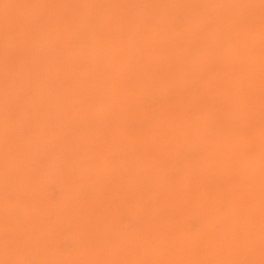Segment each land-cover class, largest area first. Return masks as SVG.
Returning <instances> with one entry per match:
<instances>
[{
	"label": "rangeland",
	"instance_id": "374dc122",
	"mask_svg": "<svg viewBox=\"0 0 264 264\" xmlns=\"http://www.w3.org/2000/svg\"><path fill=\"white\" fill-rule=\"evenodd\" d=\"M50 1L0 0V20H2L0 21V28L3 30V33L0 30V71L3 72V74L0 72V131L2 133H0V149L2 148L0 150V161L3 162V165L2 163L0 164V264H264V230H262L264 228L260 229V226L264 227V213H262V210H264V175H262V173L264 174V0H243L244 4H242V0H92V6L91 0ZM254 1L255 5H253ZM105 2H111V4L109 3L106 6ZM42 3L43 8L40 5ZM49 5L51 6L49 7ZM61 5L64 8L60 7ZM77 5L80 6L77 7ZM4 6L7 7L5 8ZM35 6L38 7L36 8ZM45 6L46 8H44ZM74 6L75 8L73 9ZM214 6L216 7L214 8ZM30 7L35 8L32 9ZM112 7L113 9H111ZM155 7L156 11H158L157 13L154 9ZM219 8L220 10L217 11ZM29 9L32 15H30ZM34 9L36 12H33ZM42 10L46 13L44 16ZM53 10L58 11V13ZM94 11L96 12L95 14ZM214 12H217V14ZM79 15L80 17H78ZM57 16L59 17L57 18ZM4 17H6V20ZM43 18L44 20H42ZM55 18L56 21L54 20ZM49 19L51 21L53 19V22L50 23ZM57 19L62 20L59 25L57 24L59 23ZM54 21L57 23H54ZM215 21L216 24L214 23ZM63 22L65 23L63 24ZM190 22L191 24L189 25ZM164 25H166L165 29ZM167 25H169L170 29H168ZM104 26L106 27L104 28ZM193 26L194 28H191ZM66 27L69 30H66ZM59 28L60 30L63 29L59 31ZM161 28L166 31L164 33L161 32L163 31ZM31 29L35 30L36 34L33 35V32L30 31ZM64 29L68 31V37ZM111 29L114 32L112 40H110L112 38ZM130 29L133 31L132 33ZM46 30L48 31L45 32ZM182 30H185V33ZM49 33H51L50 36ZM107 34L111 35L108 36ZM124 34L126 37L129 36V38H126ZM35 35H38V37ZM98 35L100 37L104 35V37L100 38ZM246 35L249 40H245L247 39ZM32 36V40L37 41H34L33 46V42L31 43ZM48 36L52 39V42ZM35 37L37 39H34ZM183 37H187V41ZM97 39H101L99 40L101 46L96 43L97 41L95 42ZM103 39H107L109 46H114V49L111 50L112 52L108 53V51L101 50L104 49L102 45ZM171 39L175 43L171 42ZM242 39L245 41L241 42ZM126 40L127 42L124 44ZM110 41L111 43L114 41L113 45ZM134 41L136 42L134 43ZM179 41L182 42V47L178 44ZM143 42L145 43L143 44ZM24 43H27V45L24 46ZM243 43L245 44L244 48H242ZM86 44L85 48L86 50L88 49L87 51L83 50ZM233 44L237 46L233 48ZM95 45H99V47L96 48ZM57 46L59 47L57 48ZM166 46H168V49ZM63 47H66L67 51ZM187 47L189 52H186ZM21 48L26 50V52L24 50V52H20ZM208 48L214 50L215 53ZM224 48L225 50H223ZM59 49H63V52L59 51ZM158 49L160 51H157ZM199 49L202 51L201 53H198ZM36 50H40L37 52L38 54L35 53ZM43 50H45L44 54ZM80 50H83L82 53ZM132 50H134L133 53ZM207 51L210 52L204 55ZM219 51L222 52L220 53ZM223 51H225V54ZM241 51L242 53L240 54L239 52ZM248 51L251 52L249 56ZM27 52L30 53L27 55ZM80 53L84 56H81ZM215 54L216 56H214ZM252 54L256 57L252 56ZM48 55H50L49 59L46 57ZM145 55L147 57H144ZM223 55L227 57H224L225 60ZM59 56L62 59H58ZM100 56L101 58H97ZM179 56H182L180 60ZM240 56L245 57L247 60L243 57L240 58ZM148 57H151V61L148 60ZM118 58L119 60H117ZM144 58H147V60L145 59V61ZM93 59H95L94 62ZM2 60L5 62L3 63ZM9 60L10 62H8ZM112 60H114V63ZM127 60L129 61L126 62ZM73 62L80 63V65L73 64ZM81 62L85 66H81ZM149 62L155 63L151 66L152 64ZM173 62L175 63L174 65L172 64ZM56 63L58 64L56 65ZM240 63L242 64L240 65ZM11 64L12 66H10ZM71 64L73 65L71 66ZM87 64L89 67L86 66ZM97 64L101 65L100 68ZM105 64L106 66H111H107V68L104 66ZM171 64L173 65L172 69ZM237 64L238 66H236ZM246 64L248 69L245 67ZM48 66L50 69L46 73ZM51 66L55 68L51 69ZM74 66L75 68L73 69ZM79 66L83 71L84 68L86 69L84 71L85 74L79 70ZM251 66L254 67V70ZM192 67L193 69H191ZM26 68L29 71H31L29 68H32L31 73L35 74L32 73L30 77H27L29 71ZM66 68H69V70H64ZM24 69L27 71L25 72ZM176 69L178 71L174 72ZM52 70L55 72L50 75ZM97 70L99 71L98 73ZM103 70L107 75L103 73ZM140 70L147 71V74ZM59 71L64 73V79L62 78L63 73L60 75ZM148 71L151 74L150 78H155V80L151 78L152 80L149 81ZM250 71L251 73H249ZM93 72H95L94 75ZM244 72L246 73L244 74ZM49 76L51 80H48ZM52 76H55L56 80L52 79ZM67 76L70 84L67 83ZM81 76H84V79ZM85 76L88 77L86 80ZM103 77L106 81L102 80L104 79ZM76 78L78 79L77 81ZM164 78L169 81L167 82ZM52 80H55L54 84L56 83L57 85L53 86ZM95 80L97 81L95 82ZM137 80H139V83ZM62 81L64 83L60 86ZM130 82L132 83L131 89ZM71 84H74V88ZM237 84L239 87H236ZM67 85L71 88L67 87ZM63 86L64 88H62ZM98 86L99 88H97ZM134 87L137 88L135 89ZM52 88L57 89L53 90ZM50 89L53 92H50ZM58 89H61L59 90V92L61 91L60 93H58ZM216 89L221 93L216 91ZM5 90L10 93L4 94ZM17 90H20V93ZM63 90L66 91L63 92ZM90 91L93 92L91 93ZM73 92L74 94L70 95ZM235 92L238 93L239 97L236 98L237 93ZM53 93L56 96H53ZM201 93L203 94L202 96ZM205 93L206 96L210 95V98L206 97ZM94 94L98 97H95ZM175 96L177 97L174 98ZM119 97L120 100H118ZM130 97H133V99ZM197 97L200 99L198 100ZM194 98L195 100H193ZM5 99H7V102H5ZM33 99L35 100L33 101ZM104 99L110 104H105ZM203 99L206 101H201ZM225 99L228 100L226 101ZM207 100L210 101L207 102ZM119 101L121 102L119 103ZM178 101H182V103L180 104ZM24 102L26 103L24 104ZM50 102L52 103L50 104ZM239 102L241 103L240 106L237 104ZM244 103H247V105ZM242 105L243 109L241 108ZM227 106H231V108H227ZM233 108L239 112L241 110V114ZM5 109L7 110L5 111ZM59 111L63 116H61V113L59 114ZM201 112L203 113L201 114ZM228 112L231 115L233 114L232 117ZM124 114L125 117L123 116ZM234 114L235 117H233ZM131 115L133 116L130 117ZM114 120L119 121L115 122ZM178 120L180 123H178ZM197 121H201V125H198ZM192 123H195V127L192 126ZM207 124L209 126L206 127ZM228 128L231 130H228ZM194 129H196V133ZM4 130L6 132H3ZM147 132L149 133L147 134ZM115 133L116 135H114ZM229 135H232L231 138ZM2 137L3 139H1ZM159 137L162 138L159 139ZM212 137L214 138L212 139ZM197 139L200 140L198 141ZM204 139L206 143L203 141ZM243 141L245 142L243 143ZM72 142L76 144L72 146ZM77 143L78 146L76 147ZM245 143L247 146H245ZM64 145L67 146L64 147ZM223 145L225 148L220 150ZM31 146L34 148L32 149ZM217 146L220 148H217ZM154 148H158V150L155 151ZM241 149L245 150L242 152H244V157L247 159L243 158L242 152H239ZM211 150L215 152H211ZM225 150L229 153L227 154ZM61 151L63 152L60 153ZM30 155L34 158L33 161ZM228 157L231 159H228ZM141 158H143L144 165L141 162ZM232 158L235 159L232 160ZM153 159L157 164L156 162L154 163ZM227 159L229 164H225ZM245 160H247L246 163ZM139 161L140 164H138ZM257 161H259V164ZM131 162L134 163L132 164ZM140 165H143L142 168H140ZM147 166L151 167V169ZM149 169L152 174L148 173L150 172ZM260 169L261 172L263 171L262 173L259 171ZM186 170L189 173H186ZM241 170L242 172L247 170V174H240L239 171ZM257 172L259 176L255 175ZM149 177H152V179ZM180 177L184 179L186 177V181L184 180L186 184L183 183V178L181 179ZM258 179H262V182ZM249 180L252 182H249ZM256 180L259 182L257 181L256 183ZM33 181L36 182L33 183ZM149 183L151 184L149 185ZM255 183L256 185H254ZM68 185H70V188ZM170 185L171 188L169 187ZM186 185L187 187H185ZM94 186L95 188H93ZM185 188L187 189L184 190ZM185 193L186 195L188 193V196ZM73 201L77 203V206ZM21 208L23 209L20 210ZM73 209L75 210L74 212ZM244 212H246V215H244ZM100 218H102V221ZM252 218H255V222H253ZM16 228L18 229L16 230ZM257 230L259 231L258 234L255 232ZM142 235H145V237L143 236L145 239L142 238ZM258 240L259 243L257 242Z\"/></svg>",
	"mask_w": 264,
	"mask_h": 264
},
{
	"label": "bare ground",
	"instance_id": "6f19581e",
	"mask_svg": "<svg viewBox=\"0 0 264 264\" xmlns=\"http://www.w3.org/2000/svg\"><path fill=\"white\" fill-rule=\"evenodd\" d=\"M27 1H28V0H27ZM32 1H33V0H32ZM42 1H43V0H42ZM51 1H52V0H51ZM51 1H50V2H51ZM59 1H60V0H59ZM59 1H58V2H59ZM74 1H75V0H74ZM79 1H80V0H79ZM94 1H95V0H94ZM102 1H103V0H102ZM255 1H256V0H255ZM255 1H254V4H253V5H255ZM30 2H31V0H30ZM35 2H36V1H35ZM55 2H56V1H55ZM58 2H57V3H58ZM82 2H83V1H82ZM99 2H100V1H99ZM225 2H226V1H225ZM243 2H244V1L242 0V4H244ZM19 3H20V2H19ZM32 3H34V2H32ZM39 3H40V2H39ZM71 3H72V2H71ZM86 3H87V2H86ZM92 3H93V2H92V0H91V6H92ZM109 3L111 4V2H108V3L105 2L104 4H106V6H108ZM223 3H224V1H223ZM251 3H252V2H251ZM259 3H260V2H259ZM0 4H1V3H0ZM30 4H31V3H30ZM30 4H29V6H30ZM34 4H35V3H34ZM36 4L38 5L37 2H36ZM36 4H35V5H36ZM54 4H55V3H54ZM75 4H76V3H75ZM75 4H74V5H75ZM82 4H83V3H82ZM95 4H96V3H95ZM240 4H241V2H240ZM40 5H41V7L43 8V6H42L43 3L40 4ZM47 5H48V4H47ZM69 5H70V4H69ZM85 5H86V4H85ZM258 5H259V4H258ZM32 6H33V5H32ZM50 6H51V5H49V7H50ZM72 6H73V5H72ZM79 6H80V5H79ZM79 6L77 5V7H79ZM98 6H99V5H98ZM98 6H97V7H98ZM101 6H102V2H101ZM212 6H213V5H212ZM4 7L6 8L7 6H4ZM35 7H36V6H35ZM35 7H30V8L33 9V8H35ZM37 7H38V6H37ZM37 7H36V8H37ZM60 7H62V5H61ZM84 7H85V6H84ZM93 7H94V5H93ZM102 7H103V6H102ZM102 7H100V8H102ZM215 7H216V6H214V8H215ZM240 7H241V5H240ZM244 7H245V6H244ZM28 8H29V7H28ZM44 8H46V6H45ZM62 8H64V6H63ZM74 8H75V6L73 7V9H74ZM81 8H82V6H81ZM86 8H87V7H86ZM211 8H212V7H211ZM256 8H258V7H256ZM32 9H31V10H32ZM40 9H41V8H40ZM70 9H71V8H70ZM73 9H72V10H73ZM84 9H85V8H84ZM92 9H93V8H92ZM94 9H97V8H94ZM104 9H106V8H104ZM111 9H113V7H112ZM154 9H155V11H156V7H155ZM157 9H158V8H157ZM207 9H210V8H207ZM212 9H213V8H212ZM212 9H211V11H212ZM241 9H242V11H243V8H242V7H241ZM241 9H240V10H241ZM253 9L255 10V8H253ZM3 10H4V9H3ZM34 10H35V9H34ZM34 10H33V12H36V10H35V11H34ZM49 10H50V9H49ZM57 10H58V9H57ZM81 10H83V9H81ZM98 10H99V9H98ZM98 10H97V11H98ZM106 10H107V9H106ZM106 10H104V11H106ZM219 10H220V8H219L217 11H219ZM222 10H223V9H222ZM29 11H30V9H29ZM38 11H39V9H38ZM44 11H45V10H44ZM53 11H54L55 13H58V11H57V12H56L55 10H53ZM227 11H228V10H227ZM42 12H43V10H42ZM42 12H41V13H42ZM45 12H46V11H45ZM69 12H70V11H69ZM86 12H87V9H86ZM86 12H85V14H86ZM99 12L101 13V11H99ZM157 12H158V11H156V13H157ZM221 12H222V11H221ZM243 12H244V11H243ZM41 13H39V14H41ZM77 13H79V12L77 11ZM82 13H83V11H82ZM82 13H81V14H82ZM91 13H92V10H91ZM95 13H96V12L94 11V14H95ZM100 13H99V15H100ZM209 13H210V11H209ZM212 13H213V12H212ZM214 13H215V12H214ZM232 13H233V12H232ZM45 14H46V13L43 12V16H44ZM97 14H98V13H97ZM143 14H144V13H143ZM215 14H217V12H216ZM27 15H28V14H27ZM27 15H26V16H27ZM30 15H32V14H31V11H30ZM50 15H51V13H50ZM50 15H48V16H50ZM68 15H69V14H68ZM73 15H74V14H73ZM89 15H90V13H89ZM91 15H92V14H91ZM149 15H150V14H149ZM224 15H225V14H224ZM228 15H229V14H228ZM26 16H25V18H27ZM52 16H53V15H52ZM215 16H216V15H215ZM53 17H55V16H53ZM58 17H59V16H57V18H58ZM78 17H80V15H79ZM87 17H88V14H87ZM137 17H138V16H137ZM147 17H148V16H147ZM159 17H160V16H159ZM217 17H218V15H217ZM4 18H5V20H6V17H4ZM8 18H9V17H8ZM50 18H51V16H50ZM126 18H127V17H126ZM145 18H146V16H145ZM153 18H154V17H153ZM153 18H152V19H153ZM222 18H223V16H222ZM81 19H82V18H81ZM88 19H89V17H88ZM123 19H124V18H123ZM159 19H160V18H159ZM42 20H44V18H43ZM49 20H50V19H49ZM54 20L56 21V18H55ZM57 20H59V21H58L59 23H57V22H55V21H54V23H57V24L59 25L60 22H61L62 20H61V21H60V19H57ZM153 20H154V19H153ZM222 20H223V19H222ZM222 20H220V22H222ZM224 20H225V19H224ZM0 21H2V20H0ZM7 21H8V20H7ZM50 21H51V20H50ZM118 21H119V20H118ZM118 21H117V22H118ZM186 21L188 22V20H186ZM52 22H53V19H52V21H51L50 23H52ZM119 22H120V21H119ZM136 22H137V21H136ZM155 22H156V21H155ZM220 22H219V23H220ZM223 22H224V21H223ZM5 23H6V22H5ZM64 23H65V22H63V24H64ZM112 23H113V22H112ZM129 23H131V22L129 21ZM167 23H168V22H167ZM167 23H166V24H167ZM214 23L216 24V21H215ZM217 23H218V22H217ZM38 24H39V22H38ZM43 24H46V23H43ZM57 24H56V25H57ZM84 24H85V23H84ZM84 24H83V25H84ZM102 24H103V23H102ZM169 24H170V23H169ZM190 24H191V22L189 23V25H190ZM196 24H197V23H196ZM220 24H221V23H220ZM52 25L54 26V24H52ZM66 25H68V24L66 23ZM83 25H82V26H83ZM128 25H130V24H128ZM162 25H163V24H162ZM162 25H161V26H162ZM186 25H188V24L186 23ZM53 26H52V27H53ZM63 26H64V25H63ZM194 26H195V25H194ZM194 26L191 27V28H194ZM196 26H197V25H196ZM56 27H58V26H56ZM67 27H68V26H67ZM67 27H66L65 29H66V30H69V29H67ZM105 27H106V26H104V28H105ZM127 27H128V26H127ZM163 27H164V29H165L166 25H164ZM167 27H168V29H170V28H169V25H167ZM187 27H188V26H187ZM187 27H186V28H187ZM49 28H50V27H49ZM49 28H48V29H49ZM63 28H64V27H63ZM63 28H62V29H63ZM78 28H79V27H78ZM109 28H110V26H109ZM109 28H108V30H109ZM130 28H131V27H130ZM156 28H157V27H156ZM186 28H185V29H186ZM191 28H190V29H191ZM217 28H218V27H217ZM217 28H216V29H217ZM62 29H61V30H62ZM65 29H64V31L66 32V36L68 37V35H69V34L67 35L68 31H66ZM100 29H101V28H100ZM113 29H115V28H113ZM113 29H111V32H112ZM159 29H160V28H159ZM161 29H163V28H161ZM164 29H163V31H161V32L164 33V32L166 31V30H164ZM188 29H189V28H188ZM218 29H220V28H218ZM0 30H1V32L3 31L1 28H0ZM49 30H50V29H49ZM55 30H56V29H55ZM55 30H54V32H56ZM61 30H60V28H59V31H61ZM105 30H106V29H105ZM127 30H128V29H127ZM130 30H131V29H130ZM201 30H202V29H201ZM5 31H6V30H5ZM30 31L33 32V35L36 34V33H35V30L33 31V30L31 29ZM47 31H48V30H46L45 32H47ZM159 31H160V30H159ZM170 31H171V30H170ZM174 31H175V30H174ZM182 31H184V33H185V30H182ZM189 31H190V30H189ZM32 32H31V33H32ZM40 32H41V31H40ZM49 32H50V31H49ZM69 32H70V31H69ZM95 32H96V31H95ZM97 32H98V31H97ZM106 32H107V31H106ZM106 32H105V34H106ZM115 32H116V31H115ZM132 32H133V31L131 30V33H132ZM172 32H173V31H172ZM175 32H176V31H175ZM180 32H181V30H180ZM192 32H193V30H192ZM222 32H223V31H222ZM2 33H3V32H2ZM91 33H92V32H91ZM181 33H182V32H181ZM186 33H187V32H186ZM6 34H7V33H6ZM50 34H51V33H49V36H50ZM60 34H61V33H60ZM63 34L65 35L64 32H63ZM113 34H114V32H112V38H110V40L113 39ZM122 34H123V33H122ZM122 34H121V35H122ZM126 34H127V33H126ZM155 34H156V33H155ZM165 34H166V33H165ZM170 34H171V33H170ZM182 34H183V33H182ZM194 34H195V33H194ZM194 34H193V35H194ZM214 34H215V32H214ZM57 35H58V31H57ZM99 35H100V34H99ZM99 35H98V36H99ZM107 35L109 36V35H111V34H107ZM107 35H106V36H107ZM116 35H117V34H116ZM134 35H135V34H134ZM156 35H157V34H156ZM163 35H164V34H163ZM178 35H179V34H178ZM4 36H5V35H4ZM35 36L38 37V35H35ZM49 36H48V38H49V39L51 40V42H52V39H51ZM60 36H61V35H60ZM98 36H96V37H98ZM124 36H125V34H124ZM145 36H146V35H145ZM159 36H160V35H159ZM184 36H185V34H184ZM188 36H189V35H188ZM195 36H196V34H195ZM207 36H208V35H207ZM246 36H247V35H246ZM2 37H3V36H2ZM36 37H35L34 39H37ZM52 37H53V36H52ZM99 37H100V36H99ZM99 37H98V38H99ZM101 37H104V35H102ZM101 37H100V38H101ZM110 37H111V36H110ZM120 37H121V36H120ZM125 37H126V36H125ZM137 37H138V36H137ZM143 37H144V36H143ZM147 37H148V36H147ZM175 37H176V36H175ZM196 37H197V36H196ZM196 37H195V38H196ZM243 37H244V36H243ZM8 38H9V37H8ZM55 38H56V36H55ZM58 38H61V37H58ZM62 38H64V37H62ZM121 38H122V37H121ZM126 38H129V36L126 37ZM132 38H133V37H132ZM134 38H135V37H134ZM183 38L186 40L187 37H183ZM189 38H190V37H189ZM10 39H11V38H10ZM32 39H33V36H32V38H31V40H32ZM49 39H48V41L50 42ZM95 39H96V38H95ZM130 39H131V38H130ZM181 39H182V36H181ZM184 39H183V40H184ZM192 39H193V38H192ZM192 39H191V40H192ZM56 40H57V39H55V41H56ZM99 40H101V39H99ZM99 40L97 39V40H95V42L97 41L96 43L98 44V43L100 42ZM103 40H104V39H103ZM114 40H115V38H114ZM133 40H134V39H133ZM150 40H151V39H150ZM155 40H156V39H155ZM166 40H168V39H166ZM175 40L177 41V39H175ZM179 40H180V39H179ZM183 40H181V41H183ZM209 40H210V39H209ZM211 40H212V39H211ZM245 40H249V39H248V36H247V39H245ZM245 40L242 39L241 42H243V41H245ZM251 40H253V39L251 38ZM9 41H10V40H9ZM34 41L37 42L36 40H32V41H31V43L33 42V43H32V46H33V44H34ZM55 41H54V42H55ZM140 41H141V40H140ZM172 41L175 43V41L171 39V42H172ZM181 41L178 42V44H179L180 46H181V44H182ZM186 41H187V40H186ZM39 42H40V41H39ZM42 42H44V41H42ZM51 42H50V43H51ZM54 42H53V43H54ZM57 42H58V40H57ZM113 42H114V41H113ZM113 42L111 43V41H110V43H111L112 45H113ZM117 42H118V41H117ZM124 42H125L124 44H126L127 40L124 41ZM135 42H136V41H134V43H135ZM201 42H202V40H201ZM201 42H200V44H201ZM205 42H206V40H205ZM232 42H233V41H232ZM29 43H30V42H29ZM31 43H30V44H31ZM40 43H41V42H40ZM62 43H63V42H62ZM86 43H87V42H86ZM128 43H129V42H128ZM144 43H145V42H143V44H144ZM185 43H186V42H185ZM185 43H184V44H185ZM189 43H190V41H189ZM193 43H194V42H193ZM193 43H192V44H193ZM203 43H204V42H203ZM206 43H207V42H206ZM208 43H209V42H208ZM218 43L220 44V42H218ZM247 43H248V41H247ZM249 43H250V42H249ZM42 44L44 45V43H42ZM89 44H90V42H89ZM91 44H92V43H91ZM100 44H101V43H99V45H100ZM141 44H142V43H141ZM147 44H149V43H147ZM147 44H146V45H147ZM187 44H188V43H187ZM190 44H191V43H190ZM237 44H238V43H237ZM25 45H27V43H26V44L24 43V46H25ZM35 45H36V44H35ZM99 45H98V46L95 45V47L97 48V47H99ZM102 45H103L104 49H101V50L108 51V53H109L112 49H114V46H109V45H108V41H107V39H105V40L103 41V44H102ZM130 45H131V44H130ZM150 45H151V44H150ZM150 45H149V48H150ZM170 45H171V44H170ZM196 45H197V44H196ZM220 45H221V44H220ZM223 45H224V43H223ZM229 45H230V44H229ZM81 46H82V45H81ZM86 46H87V44L84 46V49L82 48V49L85 50V51L88 50V49L86 50V48H85ZM91 46H92V45H91ZM91 46H90V47H91ZM100 46H101V45H100ZM139 46H140V45H139ZM153 46H154V45H153ZM175 46H176V45H175ZM188 46H189V45H188ZM190 46H191V45H190ZM190 46H189V47H190ZM227 46H228V45H227ZM232 46H233V48H234V47L237 46V45H234V44H233ZM232 46H231V47H232ZM240 46H241V45H240ZM240 46H239V47H240ZM244 46H245V44L243 43V47H242V48H244ZM248 46H249V44H248ZM47 47H48V46H47ZM55 47H56V46H55ZM58 47H59V46H57V48H58ZM61 47H62V46H61ZM103 47H101V48H103ZM133 47H134V45H133ZM136 47H137V46H136ZM136 47H135V48H136ZM141 47H142V45H141ZM141 47H140V48H141ZM147 47H148V46H147ZM159 47H160V46H159ZM164 47H165V46H164ZM167 47H168V46H166V48H167ZM172 47H174V45H172ZM172 47H171V48H172ZM181 47H182V46H181ZM191 47H192V46H191ZM198 47H199V44H198ZM224 47H225V45H224ZM231 47H230V48H231ZM239 47H238V48H239ZM22 48H23V47H22ZM22 48H21L20 52L24 50V49L22 50ZM24 48H25V47H24ZM27 48H29V47L27 46ZM31 48H32V47H31ZM39 48H40V47H39ZM39 48H38V49H39ZM51 48H52V47H51ZM51 48H50V51H51ZM63 48H64L65 51H67V50L65 49L66 47H63ZM122 48H123V47H122ZM128 48H129V47H128ZM128 48H127V49H128ZM135 48H134V49H135ZM156 48H158V47H156ZM166 48H165V49H166ZM178 48H179V47H178ZM202 48H204V47H202ZM211 48L214 49L213 47H211ZM0 49H1V48H0ZM42 49H43V46H42ZM120 49H121V48H120ZM130 49H131V47H130ZM130 49H128V50H130ZM145 49H146V47H145ZM150 49H151V48H150ZM167 49H168V48H167ZM172 49H173V48H172ZM200 49H201V48H200ZM200 49L198 50V53H201V52H202V51H200ZM208 49H209V50H212V49H210V48H208ZM235 49H236V48H235ZM30 50H32V49H30ZM57 50H58V49H57ZM83 50H82V51H83ZM101 50H100V51H101ZM117 50H118V48H117ZM121 50H122V49H121ZM163 50H164V49H163ZM173 50H174V49H173ZM195 50H196V49H195ZM214 50H215V49H214ZM214 50H212V51L214 52ZM218 50H219V49H218ZM223 50H225V48H224ZM231 50H232V49H231ZM231 50H228V51H231ZM237 50H239V49H237ZM237 50H236V51H237ZM242 50H243V49H242ZM24 51L26 52V50H24ZM24 51H23V52H24ZM27 51H28V50H27ZM39 51H40V50H39ZM39 51L36 50L35 53H37V52H39ZM44 51H45V50H43V54H44ZM59 51L63 52V49H59ZM82 51L80 50L81 53H82ZM115 51H116V50H115ZM133 51H134V50H132V53H133ZM157 51H160V50L158 49ZM164 51H165V50H164ZM170 51H171V50H170ZM177 51H178V50H177ZM187 51H188V47H187L186 52H187ZM199 51H200V52H199ZM203 51H204V49H203ZM212 51H211V53H212ZM244 51H245V50H244ZM30 52H31V51H30ZM30 52H29V53H30ZM32 52H33V51H32ZM52 52H53V49H52ZM98 52H99V51H98ZM102 52H103V51H102ZM111 52H112V51H111ZM122 52L124 53L123 50H122ZM153 52H154V51H153ZM174 52H175V51H174ZM180 52H181V51H180ZM180 52H179V53H180ZM188 52H189V51H188ZM208 52H210V51L205 52L204 55H206V53H208ZM219 52L221 53L222 51H219ZM223 52H224V54H225V51H223ZM231 52H232V51H231ZM234 52H235V51H234ZM248 52H249V51H248ZM252 52H253V51H252ZM29 53L27 52V55H28ZM46 53H47V52H46ZM57 53H58V52H57ZM81 53H80V55H81ZM99 53H100V52H99ZM126 53H127V52H126ZM136 53H137V52H136ZM136 53H135V54H136ZM140 53H141V52H140ZM156 53H158V52H156ZM156 53H155V54H156ZM168 53H169V52H168V50H167V54H168ZM172 53H173V51H172ZM172 53H171V54H172ZM175 53H176V52H175ZM182 53H183V51H182ZM203 53H204V52H203ZM211 53H210V54H211ZM214 53H215V52H214ZM214 53H213V54H214ZM239 53L241 54L242 51L239 52ZM250 53H251V52H249L248 56L250 55ZM20 54H21V53H20ZM22 54H24V53H22ZM37 54H38V53H37ZM39 54H40V53H39ZM52 54H53V53H52ZM60 54H61V53H60ZM63 54H64V53H63ZM63 54H62V55H63ZM78 54H79V53H78ZM84 54H85V52H84ZM86 54L88 55V53H86ZM104 54H105V53H104ZM147 54H148V53H147ZM150 54H151V53H150ZM162 54H163V53H162ZM210 54H207V55H210ZM213 54H212V56H213ZM218 54H219V53H218ZM218 54H217V56H218ZM228 54H229V53H228ZM233 54H234V53H233ZM245 54H246V53H245ZM13 55H14V54H13ZM16 55H17V54H16ZM31 55H32V54H31ZM40 55H42V54H40ZM55 55H56V53H55ZM57 55H58V54H57ZM95 55H96V53H95ZM100 55H101V54H100ZM119 55H120V53H119ZM128 55H129V54H128ZM132 55H134V54H132ZM137 55H139V54L137 53ZM163 55H164V54H163ZM174 55H175V54H174ZM177 55H178V54H177ZM182 55H183V54H182ZM230 55H231V54H230ZM2 56H3V55H2ZM4 56H5V55H4ZM34 56H35V55H34ZM44 56H45V55H44ZM44 56H42V57L44 58ZM49 56H50V55H48V56H46V57L48 58ZM64 56H65V55H64ZM75 56H76V55H75ZM75 56H74V57H75ZM81 56H84V55H81ZM81 56H79V57L81 58ZM109 56H110V55H109ZM123 56H124V54H123ZM134 56H135V55H134ZM134 56H132L133 59H135ZM164 56H165V55H164ZM185 56H186V55H185ZM185 56H183V57L185 58ZM188 56H189V55H188ZM188 56H187V57H188ZM214 56H216V54H215ZM220 56H222V55H220ZM226 56L229 58V56H228L227 54H226ZM226 56L223 55V59H224V57H226ZM234 56H235V55H234ZM234 56H233V57H234ZM252 56H254V55L252 54ZM23 57H25V56H23ZM28 57H30V56H28ZM32 57H33V56H32ZM32 57H31V58H32ZM53 57H54V56H53ZM71 57H72V56H71ZM94 57H96V56H94ZM104 57H105V56H104ZM107 57H108V56H107ZM111 57H112V53H111ZM120 57H121V56H120ZM136 57H137V56H136ZM144 57H147V56L145 55ZM154 57H155V56H154ZM158 57H160V56L158 55ZM165 57H166V56H165ZM167 57H168V55H167ZM170 57L172 58L171 55H170ZM189 57H190V56H189ZM191 57H192V56H191ZM227 57H226V58H227ZM241 57H243V56H240V58H241ZM246 57H247V56H246ZM250 57H251V56H250ZM254 57H256V56H254ZM2 58H3V57H2ZM25 58H26V57H25ZM38 58H39V57H38ZM54 58H55V57H54ZM89 58H90V57H89ZM97 58H101V56H100V57H97ZM97 58H95V59L97 60ZM128 58H129V57H128ZM152 58H153V57H152ZM171 58H169V59H171ZM180 58H182V56H179V60H180ZM231 58H232V57H231ZM231 58H230V59H231ZM243 58H245V57H243ZM247 58H248V57H247ZM48 59H49V58H48ZM58 59H62V57L60 58V56H59ZM74 59H75V58H74ZM81 59H82V58H81ZM95 59H93V62H94ZM111 59H112V58H111ZM113 59H114V57H113ZM145 59L147 60V58H144V60H145ZM162 59H163V58H162ZM175 59H176V58H175ZM175 59H174V60H175ZM217 59H219V58H217ZM217 59H216V60H217ZM233 59H234V58H233ZM235 59H236V58H235ZM245 59H246V58H245ZM4 60H5V59H4ZM29 60H30V58H29ZM39 60H40V59H39ZM64 60L66 61V59H64ZM70 60H72V59H70ZM70 60H69V61H70ZM87 60H88V59H87ZM117 60H119V58H118ZM120 60H121V59H120ZM146 60H145V61H146ZM148 60L151 61V57H148ZM155 60H156V59H155ZM159 60H160V59H159ZM167 60H168V59H167ZM167 60H166V63H167ZM183 60H184V59H183ZM183 60H182V61H183ZM185 60H186V59H185ZM191 60H192V59H191ZM191 60H190V61H191ZM214 60H215V58H214ZM214 60H213V61H214ZM224 60H225V59H224ZM224 60H223V61H224ZM231 60H232V59H231ZM238 60H239V59H238ZM242 60H243V59H242ZM246 60H247V59H246ZM251 60H252V59H251ZM0 61H1V60H0ZM2 61H3V60H2ZM58 61H59V60H58ZM82 61H84V60H82ZM112 61H113V63H114V60H112ZM128 61H129V60H127L126 62H128ZM133 61H135V60H133ZM138 61H139V59H138ZM164 61H165V60H164ZM164 61H163V62H164ZM176 61H177V60H176ZM187 61H188V60H187ZM233 61H234V60H233ZM236 61H237V59H236ZM240 61H241V60H240ZM248 61H249V60H248ZM4 62H5V61H3V63H4ZM8 62H10V60H9ZM8 62H7V63H8ZM46 62H47V61H46ZM53 62H54V60H53ZM61 62H64V61H61ZM70 62H71V61H70ZM70 62H69V63H70ZM78 62H79V61H78ZM86 62H87V61H86ZM86 62H85V63H86ZM93 62H92V63H93ZM105 62H106V61H105ZM123 62H125V61H123ZM147 62H148V61H147ZM147 62H146V64H147ZM152 62H153V61H152ZM159 62H160V61H159ZM174 62H175V61H174ZM174 62L172 63L173 65L175 64ZM185 62H186V61H185ZM217 62H218V61H217ZM230 62H231V61H230ZM249 62H250V61H249ZM253 62H254V60H253ZM253 62H252V63H253ZM0 63H1V62H0ZM27 63H28V62H27ZM27 63H26V65H27ZM58 63H59V62H58ZM58 63H56V65H57ZM67 63H68V62H67ZM75 63H76V65H80V63H79V64H77V62H75ZM75 63L73 62V64H75ZM81 63H82V62H81ZM88 63H91V62H88ZM99 63H100V62H99ZM101 63H102V62H101ZM108 63H109V61H108ZM108 63H107V64H108ZM120 63H121V62H120ZM149 63H151V62H149ZM154 63H155V62H154ZM154 63H153V64L151 63V64H152L151 66H153ZM156 63H158V62H156ZM178 63H179V62H178ZM193 63L195 64V62H193ZM245 63H246V62H245ZM252 63H251V64H252ZM256 63H257V62H256ZM14 64H15V63H14ZM49 64H50V63H49ZM51 64H52V63H51ZM54 64H55V63H54ZM54 64H53V65H54ZM73 64H71V66H72ZM115 64H116V63H115ZM131 64H132V63H131ZM172 64H171V69L173 68V67H172V66H173ZM229 64H230V63H229ZM241 64H242V63H240V65H241ZM251 64H250V65H251ZM0 65H1V64H0ZM24 65H25V64H24ZM45 65H46V64H45ZM45 65H44V67H45ZM56 65H55V67H56ZM59 65H60V64H59ZM61 65H62V64H61ZM65 65H66V64H65ZM83 65L85 66L84 63H82L81 66H83ZM97 65H98L99 68H100L101 65H99V64H97ZM126 65H127V64H126ZM128 65H129V64H128ZM132 65H133V64H132ZM136 65H137V64H136ZM166 65H168V64H166ZM176 65H177V64H176ZM250 65H249V66H250ZM10 66H12V64H11ZM22 66H23V64H22ZM86 66H88V64H87ZM104 66H106V64H105ZM104 66H103V67H104ZM107 66H108V65H107ZM107 66H106V67H107ZM109 66H111V65H109ZM109 66H108V67H109ZM140 66H141V65H140ZM143 66H144V64H143ZM148 66H149V65H148ZM157 66H159V65L157 64ZM164 66H165V65H164ZM168 66H169V65H168ZM232 66H233V64H232ZM236 66H238V64H237ZM253 66H254V64H253ZM253 66H251V68H252ZM25 67H27V66H25ZM51 67H52L51 69H54V68H55V67H53V66H51ZM65 67H67V66H65ZM88 67H89V66H88ZM96 67H97V66H96ZM106 67H104V68H106ZM108 67H107V68H108ZM112 67H114V66H112ZM182 67H183V66H182ZM186 67H187V66H186ZM186 67H185V68H186ZM228 67H229V66H228ZM233 67H234V66H233ZM245 67H247V64L245 65ZM245 67H244V68H245ZM255 67H256V66H255ZM3 68H4V66H3ZM9 68H10V67H9ZM32 68H33V67H32ZM32 68H29V69L32 71ZM71 68H72V67H71ZM74 68H75V66L73 67V69H74ZM78 68H80V66H79ZM86 68H87V67H86ZM97 68H98V67H97ZM115 68H116V66H115ZM120 68H121V67H120ZM120 68H119V69H120ZM125 68H127V67H125ZM130 68H131V67H130ZM145 68H146V67H145ZM156 68H157V67H156ZM176 68H177V67H176ZM178 68H179V67H178ZM188 68H189V67H188ZM202 68H203V67H202ZM1 69H2V68H1ZM26 69H27V68H26ZM42 69H43V68H42ZM45 69H46V67H45ZM49 69H50V68H49V66H48V71H46V73L49 72ZM58 69H59V68H58ZM67 69L69 70V68H66V69H64V70H67ZM81 69H82V68H80L79 70H81ZM134 69H135V68H134ZM168 69H169V68H168ZM168 69H167V70H168ZM191 69H193V67H192ZM191 69H190V70H191ZM234 69H235V68H234ZM240 69H241V68H240ZM247 69H248V67H247ZM249 69H250V68H249ZM252 69L254 70V67H253ZM19 70H20V69H19ZM24 70H25V69H24ZM27 70H28V69H27ZM27 70H25V72H26ZM43 70H44V69H43ZM85 70H86V69L84 68V71H85ZM98 70H99V69H98ZM98 70H97V73L99 72ZM101 70H102V68H101ZM110 70H112V69L110 68ZM113 70H115V69H113ZM157 70H158V69H157ZM167 70H166V71H167ZM184 70H185V69H184ZM253 70H252V71H253ZM4 71H5V70H4ZM28 71H29V70H28ZM31 71H29V73H27V77H28V76H29V77L31 76L30 74L33 73V72L31 73ZM57 71H58V70H57ZM81 71H83V70H81ZM84 71H83V72H84ZM89 71H90V70H89ZM89 71H88V72H89ZM117 71H118V70H117ZM120 71H121V69H120ZM137 71H138V70H137ZM140 71H141V70H140ZM151 71H152V70H151ZM166 71H165V73H167ZM176 71H178V70L176 69L174 72H176ZM179 71H180V70H179ZM188 71H189V70H188ZM245 71H246V70H245ZM0 72H1V71H0ZM41 72H42V70H41ZM52 72H55V71L52 70V71L50 72V75L53 74ZM59 72H60V71H59ZM83 72H82V73H83ZM105 72H106V70H105ZM128 72H129V70H128ZM133 72H134V71H133ZM141 72H144L145 74H147V73H146L147 71H146V72H145V71H141ZM157 72H158V71H157ZM160 72H161V70H160ZM194 72H195V71H194ZM1 73L3 74V72H1ZM42 73H44V71H43ZM61 73H63V72H60V75H61ZM66 73H67V71H66ZM79 73H80V72H79ZM82 73H81V74H82ZM94 73H95V72H93V75H94ZM103 73H104V70H103ZM103 73H102V74H103ZM106 73H108V72H106ZM119 73H121V72H119ZM149 73H150V71H148V74H149ZM154 73H155V72H154ZM154 73H153V74H154ZM245 73H246V72H244V74H245ZM249 73H251V71H250ZM252 73H253V72H252ZM4 74L6 75L5 72H4ZM9 74H10V73H9ZM14 74H15V73H14ZM24 74H25V73H24ZM28 74H29V75H28ZM33 74H35V73H33ZM76 74H77V72H76ZM81 74H80V75H81ZM84 74H85V72H84ZM86 74H87V73H86ZM99 74H100V73H99ZM99 74H97V75H99ZM102 74H101V75H102ZM104 74H105V73H104ZM108 74H109V73H108ZM113 74H114V73H113ZM113 74H112V75H113ZM121 74H122V73H121ZM130 74H131V72H130ZM191 74H192V73H191ZM193 74H194V73H193ZM45 75H46V74H45ZM55 75H56V74H55ZM58 75H59V74H58ZM63 75H64V73L62 74V78L64 79ZM69 75H70V74H69ZM77 75H78V74H77ZM87 75H88V74H87ZM89 75L91 76L90 73H89ZM105 75H107V74H105ZM116 75H117V74H116ZM134 75H135V74H134ZM150 75H151V74H149V78H148L149 81L152 80V79L155 80V78H152V77H151V78H152V79H151V78H150ZM166 75H167V74H166ZM166 75H165V76H166ZM180 75H181V74H180ZM2 76H3V75H2ZM9 76H11V75H9ZM33 76L35 77V75H33ZM78 76H79V75H78ZM102 76H104V75H102ZM102 76H101V78H102ZM113 76H114V75H113ZM122 76H123V75H122ZM124 76H125V74H124ZM135 76H136V75H135ZM158 76H159V73H158ZM162 76H163V75H162ZM165 76H164V77H165ZM175 76H177V75H175ZM178 76H179V75H178ZM181 76H182V75H181ZM185 76H186V75H185ZM190 76H191V75H190ZM242 76H245V75H242ZM246 76H247V75H246ZM25 77H26V76H25ZM52 77H53L52 79H55V80H56V77H55V76H52ZM54 77H55V78H54ZM81 77H82V76H81ZM81 77H79V78H81ZM109 77H110V75H109ZM130 77H131V76H130ZM130 77H129V78H130ZM132 77H133V75H132ZM136 77H137V76H136ZM144 77H145V75H144ZM154 77H155V75H154ZM168 77H169V76H168ZM168 77H167V78H168ZM170 77H171V76H170ZM4 78H5V77H4ZM15 78H16V77H15ZM44 78H47V77H44ZM73 78H74V77H73ZM73 78H72V79H73ZM86 78H88V77L85 76V80H86ZM97 78H98V77H97ZM103 78H104V77H103ZM106 78H107V77H106ZM114 78H116V77H114ZM117 78H119V77H117ZM125 78H126V77H125ZM184 78H185V77H184ZM204 78H205V77H204ZM2 79H3V78H2ZM8 79H9V77H8ZM17 79H18V78H17ZM28 79H29V78H28ZM31 79H32V78H31ZM31 79H30V80H31ZM49 79L51 80L50 76H49L48 80H49ZM58 79H59V77H58ZM58 79H57V81H58ZM63 79H62V80H63ZM68 79H69V78H68V76H67V81H68ZM82 79H84V76L82 77ZM90 79H91V78H90ZM121 79H122V78H121ZM131 79H132V78H131ZM134 79H135V78H134ZM138 79H139V78H138ZM146 79H147V77H146ZM162 79H163V77H162ZM164 79H165V78H164ZM55 80H54V81H55ZM65 80H66V78H65ZM77 80H78V79L76 78V81H77ZM92 80H93V79H92ZM99 80H100V79H99ZM102 80L104 81L105 78L102 79ZM122 80L124 81V79H122ZM127 80H128V79H127ZM154 80H153V81H154ZM165 80H167V79H165ZM31 81H32V80H31ZM33 81H34V79H33ZM54 81L52 80V83H53L52 85H53V86H54V85H57L56 83L54 84ZM59 81H60V80H59ZM70 81H71V79H70ZM87 81H89V80H87ZM96 81H97V80H95V82H96ZM100 81H101V80H100ZM105 81H106V80H105ZM108 81H109V80H108ZM116 81H117V79H116ZM131 81H133V80H131ZM137 81H138V83H139V80H137ZM156 81H157V80H156ZM168 81H169V80H167V82H168ZM178 81H179V79H178ZM228 81H230V80H228ZM4 82H6V81H4ZM4 82H2V83H4ZM36 82H37V81H36ZM48 82H49V81H48ZM84 82H86V81H84ZM84 82H83V83H84ZM98 82H99V81H98ZM98 82H97V83H98ZM111 82H113V81H111ZM118 82H120V81H118ZM147 82H148V81H147ZM162 82H163V81H162ZM174 82H175V81H174ZM201 82H202V81H201ZM223 82H224V81H223ZM253 82H254V80H253L251 83L253 84ZM257 82H258V81H257ZM63 83H64V82L62 81V83H61L60 86H62ZM67 83H69V81H68ZM76 83H78V82H76ZM89 83H90V82H89ZM89 83H88V84H89ZM93 83H94V82H93ZM102 83H103V82H102ZM108 83H109V82H108ZM121 83H122V81H121ZM148 83H149V82H148ZM156 83H157V82H156ZM171 83H172V82H171ZM202 83H203V82H202ZM227 83H228V82H227ZM229 83H230V82H229ZM235 83H236V82H235ZM235 83H232V84H235ZM259 83H260V81H259ZM19 84H20V83H19ZM69 84H70V83H69ZM85 84H86V83H85ZM85 84H84V86H85ZM90 84H92V83H90ZM104 84H106V83H104ZM131 84H132V83L130 82V89H131ZM134 84H135V83H134ZM134 84H133V85H134ZM158 84H159V83H158ZM167 84H168V83H167ZM174 84H175V83H174ZM183 84H184V83H183ZM232 84H230V85H232ZM93 85H94V84H93ZM99 85H100V84H99ZM102 85H103V84H102ZM102 85H101V86H102ZM139 85H140V84H139ZM164 85H165V83H164ZM172 85H173V84H172ZM180 85H181V84H180ZM180 85H179V86H180ZM224 85H225V83H224ZM228 85H229V84H228ZM228 85H227V86H228ZM0 86H1V85H0ZM47 86H49V85L47 84ZM53 86H52V87H53ZM60 86H59V87H60ZM65 86H66V83H65ZM68 86H69V85H67V87H68ZM71 86H73V88H74V84H71ZM84 86H83V88H84ZM88 86H89V85H88ZM101 86H100V88H101ZM107 86H108V85H107ZM114 86H116V85H114ZM161 86L164 87L162 84H161ZM252 86H253V85H252ZM252 86H251V87H252ZM20 87H21V86H20ZM56 87H57V86H56ZM69 87H70V86H69ZM91 87H92V86H91ZM225 87H226V85H225ZM232 87H233V86H232ZM236 87H239L238 84L236 85ZM3 88H4V86H3ZM3 88H2V90H3ZM7 88H8V87H7ZM10 88H11V87H10ZM62 88H64V86H63ZM70 88H71V87H70ZM85 88H86V87H85ZM92 88H93V87H92ZM97 88H99V86H98ZM104 88H106V87H104ZM115 88H116V87H115ZM134 88H135V87H134ZM136 88H137V87H136ZM136 88H135V89H136ZM229 88H231V87H229ZM253 88H254V87H253ZM20 89H21V88H20ZM52 89H53V88H52ZM55 89H57V88H54L53 90H55ZM65 89L67 90V88H65ZM90 89H91V88H90ZM90 89H89V90H90ZM102 89H103V87H102ZM110 89H112V88H110ZM110 89H109V90H110ZM120 89H121V88H120ZM124 89H125V88H124ZM178 89H179V88H178ZM250 89H251V88H250ZM22 90H23V89H22ZM53 90L50 89V92H51V91L53 92ZM59 90H61V89H58V90H57L58 93L61 92V91L59 92ZM66 90H63V92L66 91ZM94 90H95V87H94ZM99 90H100V89H99ZM107 90H108V89H107ZM139 90H140V89H139ZM139 90H138V91H139ZM179 90H180V89H179ZM222 90L225 91L224 89H222ZM5 91H6V90H5ZM17 91H19V93H20V90H17ZM46 91H47V90H46ZM85 91H86V89H85ZM117 91H118V90H117ZM119 91H120V90H119ZM180 91H181V90H180ZM185 91H186V90H185ZM216 91H218L219 93H221L218 89H216ZM234 91H235V90H234ZM241 91H242V90H241ZM243 91H244V90H243ZM70 92H71V91H70ZM74 92H76V91H74ZM74 92H73L72 94H70V95H73ZM88 92H89V91H88ZM90 92L92 93L93 91H90ZM103 92H104V90H103ZM105 92H106V91H105ZM125 92H126V91H125ZM207 92H209V91H207ZM227 92H229V91H227ZM238 92H239V91H238ZM246 92H247V91H246ZM250 92H251V91H250ZM250 92H248V93H250ZM5 93L8 94V93H10V92H7V91H6V92H4V94H5ZM47 93H48V92H47ZM54 93H55V91H54ZM54 93H53V96H56L55 94H57V93H55V94H54ZM101 93H102V92H101ZM106 93H107V92H106ZM109 93H110V92H109ZM117 93H118V92H117ZM119 93H120V92H119ZM178 93H179V92H178ZM202 93L204 94V92H202ZM202 93H201V96L203 95ZM212 93H213V92H212ZM215 93H216V92H215ZM231 93H232V92H231ZM233 93H234V92H233ZM235 93H237V92H235ZM243 93H244V92H243ZM2 94H3V93H2ZM17 94H18V93H17ZM111 94H112V93H111ZM111 94H110V96H111ZM182 94H184V93L182 92ZM210 94H211V92H210ZM240 94H241V93H240ZM103 95H105V94H103ZM152 95H153V94H152ZM179 95H180V94H179ZM211 95H212V94H211ZM226 95H227V94H226ZM233 95H234V94H233ZM245 95H246V94H245ZM2 96H4V95H2ZM6 96H7V95H6ZM22 96H23V95H22ZM46 96H47V95H46ZM49 96H50V95H49ZM51 96H52V95H51ZM59 96H60V94H59ZM59 96H58V97H59ZM94 96H95V94H94ZM96 96H97V95H96ZM96 96H95V97H96ZM110 96H109V97H110ZM205 96H206V93H205ZM209 96H210V95H207L206 97H209ZM60 97H61V96H60ZM60 97H59V98H60ZM62 97H63V96H62ZM71 97H72V96H71ZM74 97H75V95H74ZM86 97H87V96H86ZM97 97H98V96H97ZM116 97H117V96H116ZM124 97H125V96H124ZM176 97H177V96H175L174 98H176ZM180 97H182V96H180ZM187 97H188V96H187ZM199 97H200V96H199ZM206 97H205V98H206ZM237 97H239L238 93H237L236 98H237ZM245 97H246V96H245ZM3 98H4V97H3ZM7 98H8V97H7ZM46 98H47V97H46ZM66 98H67V97H66ZM114 98H115V97H114ZM121 98H122V97H121ZM130 98L133 99V97H130ZM134 98H135V97H134ZM197 98H198V97H197ZM209 98H210V97H209ZM230 98H231V96H230ZM240 98H241V97H240ZM243 98H244V97H243ZM55 99H56V97H55ZM64 99H65V98H64ZM110 99H111V98H110ZM128 99H129V98H128ZM136 99H137V98H136ZM181 99H182V98H181ZM199 99H200V98H198V100H199ZM211 99H212V98H211ZM241 99H242V98H241ZM246 99H247V98H246ZM6 100H7V99H5V102H7ZM26 100H27V99H26ZM34 100H35V99H33V101H34ZM45 100H47V99H45ZM51 100H53V99H51ZM51 100H50V101H51ZM104 100H105V99H104ZM114 100H115V99H114ZM114 100H111V101H114ZM118 100H120V97H119ZM137 100H138V99H137ZM176 100H177V99H176ZM193 100H195V98H194ZM214 100H215V99H214ZM225 100H226V99H225ZM227 100H228V99H227ZM227 100H226V101H227ZM24 101H25V100H24ZM27 101H28V100H27ZM53 101H54V100H53ZM53 101H52V102H53ZM65 101H68V100H65ZM71 101H72V100H71ZM71 101H70V103H71ZM115 101H116V100H115ZM122 101H123V100H122ZM127 101H128V100H127ZM201 101H206V100L203 99V100H201ZM208 101H210V100H207V102H208ZM229 101H230V99H229ZM235 101H236V100H235ZM235 101H234V102H235ZM238 101H239V100H238ZM238 101H237V102H238ZM247 101H248V100H247ZM52 102H50V104H51ZM56 102H57V101H56ZM68 102H69V101H68ZM74 102H76V101L74 100ZM105 102H106V100H105ZM120 102H121V101H119V103H120ZM178 102H180V101H178ZM231 102H232V101H231ZM25 103H26V102H24V104H25ZM31 103H32V102H31ZM66 103H67V102H66ZM107 103H109V102H106L105 104H107ZM114 103H116V102H114ZM114 103H113V104H114ZM122 103H123V102H122ZM181 103H182V101L180 102V104H181ZM194 103H195V102H194ZM227 103H229V102H227ZM242 103H243V101H242ZM24 104H23V105H24ZM109 104H110V103H109ZM116 104H117V103H116ZM195 104H196V103H195ZM199 104H200V103H199ZM209 104H210V103H209ZM211 104H212V103H211ZM225 104H226V103H225ZM235 104H236V103H235ZM237 104H239V106H240L241 103L239 102V103H237ZM244 104L247 105V103H244ZM1 105H2V104H1ZM3 105H5V104L3 103ZM6 105H7V103H6ZM47 105H48V104H47ZM71 105H72V104H71ZM138 105H139V104H138ZM201 105H202V104H201ZM201 105H200V106H201ZM205 105H206V104H205ZM229 105H230V104H229ZM48 106H49V105H48ZM54 106H55V105H54ZM60 106H61V105H60ZM74 106H75V104H74ZM119 106L121 107V105H119ZM123 106L125 107L124 103H123ZM135 106H136V105H135ZM196 106H197V105H196ZM198 106H199V105H198ZM3 107H4V106H3ZM8 107H9V106H8ZM170 107H171V106H170ZM184 107H186V106H184ZM206 107H208V106H206ZM209 107H210V106H209ZM224 107H225V106H224ZM229 107L231 108V106H227V108H229ZM233 107H234V106H233ZM235 107H236V106H235ZM23 108H24V107H23ZM53 108H54V107H53ZM55 108H56V107H55ZM71 108H74V107H71ZM135 108H136V107H135ZM171 108H172V107H171ZM181 108H182V106H181ZM241 108L243 109V105H242ZM241 108H240V109H241ZM60 109H61V108H60ZM118 109H119V108H118ZM126 109H127V107H126ZM165 109H166V108H165ZM225 109H226V108H225ZM233 109H234V108H233ZM233 109H232V110H233ZM237 109H239V108L237 107ZM237 109H234V110L237 111ZM245 109H247V108H245ZM0 110H1V107H0ZM6 110H7V109H5V111H6ZM172 110H173V109H172ZM175 110H176V109H175ZM199 110H200V109H199ZM205 110H206V109H205ZM230 110H231V109H230ZM24 111H25V110H24ZM31 111H32V110H31ZM60 111H62V110H60ZM60 111H59V114L61 113ZM119 111H120V110H119ZM168 111H169V110H168ZM170 111H171V110H170ZM176 111H177V110H176ZM185 111H186V110H185ZM196 111H198V110H196ZM227 111H229V110H227ZM245 111H246V110H245ZM76 112H77V111H76ZM173 112H174V110H173ZM203 112L205 113V111H203ZM203 112H201V114H202ZM233 112H234V111H233ZM237 112H238L239 114H241L242 111L240 110V112H239V111H237ZM2 113H3V112H2ZM24 113H25V112H24ZM26 113H27V111H26ZM70 113H71V112H70ZM74 113H75V112H74ZM176 113H177V112H176ZM185 113H186V112H185ZM243 113H244V112H243ZM243 113H242V114H243ZM75 114H76V113H75ZM75 114H74V116L77 118V116H76ZM173 114H174V113H173ZM228 114H230V113L228 112ZM5 115L7 116V113H6V112H5ZM24 115H25V114H24ZM66 115H67V114H66ZM72 115H73V113H72ZM72 115H71V116H72ZM94 115H95V113H94ZM178 115H179V114H178ZM230 115H231V114H230ZM232 115H233V114H232ZM232 115H231V117H232ZM236 115H237V113H236ZM244 115H245V114H244ZM58 116H59V115H58ZM61 116H63L62 113H61ZM61 116H60V117H61ZM123 116L125 117V114H124ZM132 116H133V115H131L130 117H132ZM174 116H175V115H174ZM202 116H203V115H202ZM226 116H228V115H226ZM1 117H2V116H1ZM86 117H87V115H86ZM94 117H96V116H94ZM94 117H93V118H94ZM98 117H99V116H98ZM98 117H97V118H98ZM134 117H135V116H134ZM150 117H151V116H150ZM181 117H182V116H181ZM197 117H198V116H197ZM229 117H230V116H229ZM233 117H235V114H234ZM263 117H264V116H263ZM2 118H3V117H2ZM5 118H6V117H5ZM24 118H25V117H24ZM58 118H59V117H58ZM65 118H66V117H65ZM65 118H64V119H65ZM73 118H74V117H73ZM73 118H72V119H73ZM175 118H176V117H175ZM227 118H228V117H227ZM74 119H75V118H74ZM85 119H86V118H85ZM177 119H178V118H177ZM202 119H203V118H202ZM231 119H233V118H231ZM97 120H98V119H97ZM100 120H101V119H100ZM100 120H99V123H100ZM119 120H120V119H119ZM119 120H117V121H119ZM127 120H128V119H127ZM130 120H131V119H130ZM179 120H180V119H179ZM179 120H178V123H180ZM182 120H183V118H182ZM182 120H181V121H182ZM197 120H199V119H197ZM75 121H76V120H75ZM114 121L117 122L116 120H114ZM124 121H125V120H124ZM128 121H129V120H128ZM128 121H127V123H128ZM231 121H232V120H231ZM4 122H5V121H4ZM24 122H25V121H24ZM24 122H23V123H24ZM82 122H83V121H82ZM129 122H130V121H129ZM175 122H177V121H175ZM261 122H262V121H261ZM23 123H22V124H23ZM74 123H75V122H74ZM113 123H114V122H113ZM120 123H121V121H120ZM198 123H199V124H198ZM236 123H237V122H236ZM79 124H80V121H79ZM79 124H78V125H79ZM84 124H85V122H84ZM146 124H147V123H146ZM148 124H149V123H148ZM187 124H188V123H187ZM192 124H193L192 126L195 127V126H194L195 123H192ZM197 124H198V125H201V121H200V122L197 121ZM4 125H5V123H4ZM86 125H87V124H86ZM181 125H182V123H181ZM203 125H204V124H203ZM220 125L222 126V124H220ZM229 125H230V124H229ZM2 126H3V125H2ZM68 126H69V124H68ZM98 126H99V125H98ZM118 126H119V125H118ZM207 126H209V124H207L206 127H207ZM119 127H120V126H119ZM126 127H127V125H126ZM231 127H232V125H231ZM231 127H230V128H231ZM73 128H74V126H73ZM186 128H187V126H186ZM199 128H200V127H199ZM199 128H198V129H199ZM201 128H202V126H201ZM204 128H205V127H204ZM2 129H3V127H2ZM202 129H203V128H202ZM99 130H100V128H99ZM113 130H114V128H113ZM184 130H185V127H184ZM188 130H189V129H188ZM191 130H192V129H191ZM228 130H231V129L228 128ZM253 130L255 131V129H253ZM192 131H193V130H192ZM194 131H195V133H196V129H194ZM3 132H6V131L4 130ZM7 132H8V131H7ZM34 132H35V130H34ZM73 132H74V130H73ZM98 132H99V131H98ZM118 132H119V131H118ZM125 132H126V129H125ZM179 132H180V130H179ZM186 132H187V131H186ZM203 132H204V130H203ZM250 132H251V129H250ZM0 133H1V131H0ZM68 133L70 134V132H68ZM148 133H149V132H147V134H148ZM150 133H151V132H150ZM197 133H198V132H197ZM221 133H222V132H221ZM224 133H226V132L224 131ZM1 134H2V133H1ZM32 134H33V133H32ZM60 134H61V133H60ZM99 134H100V133H99ZM152 134L154 135V133H152ZM214 134H215V133H214ZM226 134H227V133H226ZM230 134H232V133L230 132ZM252 134H253V133H252ZM58 135H59V134H58ZM63 135H64V134H63ZM114 135H116V133H115ZM153 135H152V136H153ZM249 135H250V134H249ZM249 135H248V136H249ZM7 136H9V135H7ZM59 136H60V135H59ZM66 136H68V135H66ZM103 136H104V135H103ZM146 136H147V135H146ZM156 136H158V134H156ZM159 136H161V135H159ZM184 136H185V135H184ZM231 136H232V135H229L230 138H231ZM74 137H76V136H74ZM98 137H99V136H98ZM123 137H124V136H123ZM149 137H150V136H149ZM180 137H181V136H180ZM214 137H215V136H214ZM214 137H212V139H213ZM221 137H222V136H221ZM223 137L225 138L224 135H223ZM233 137H234V135H233ZM29 138H30V137H29ZM62 138H63V137H62ZM72 138H73V137H72ZM117 138H118V137H117ZM152 138H153V137H152ZM160 138H162V137H159V139H160ZM224 138H223V139H224ZM1 139H3V137H2ZM6 139H7V138H6ZM11 139H12V138H11ZM30 139H31V138H30ZM156 139H157V138H156ZM212 139H211V140H212ZM244 139H246V138L244 137ZM248 139H249V138H248ZM70 140H71V139H70ZM75 140H76V139H75ZM97 140H98V139H97ZM97 140H96V141H97ZM197 140L199 141L200 139H197ZM214 140H215V139H214ZM214 140H213V142H214ZM218 140H219V139H218ZM221 140H222V139H221ZM224 140H227V139H224ZM231 140H232V139H231ZM242 140H243V139H242ZM32 141H33V140H32ZM39 141H41V140L39 139ZM61 141H62V139H61ZM66 141H67V140H66ZM128 141H129V140H128ZM203 141L205 142V139H204ZM245 141H246V140H245ZM245 141H243V143H244ZM247 141H249V140H247ZM8 142H9V141H8ZM22 142H23V141H22ZM25 142H26V141H25ZM35 142L37 143L36 140H35ZM79 142H80V141H79ZM150 142H151V141H150ZM156 142H157V141H156ZM213 142H212V143H213ZM217 142H218V141H217ZM236 142H238V141L236 140ZM241 142H242V141H241ZM72 143H73V144H71L72 146L76 144V143H74V142H72ZM136 143H137V141H136ZM141 143H142V142H141ZM144 143H145V142H144ZM153 143H155V142H153ZM198 143H199V142H198ZM205 143H206V142H205ZM214 143H216V141H215ZM227 143H228V142H227ZM227 143H225V144H227ZM9 144H10V143H9ZM40 144H41V143H40ZM87 144H88V143H87ZM111 144H112V142H111ZM137 144H138V143H137ZM210 144H211V143H210ZM228 144H229V143H228ZM4 145H5V144H4ZM17 145H18V143H17ZM28 145H29V143H28ZM38 145H39V144H38ZM79 145H80V144H79ZM117 145H118V144H117ZM124 145H125V144H124ZM207 145H208V144H207ZM218 145H219V144H218ZM229 145H230V144H229ZM231 145H232V144H231ZM22 146H23V145H22ZM25 146H26V145H25ZM55 146H56V144H55ZM62 146H63V143H62ZM65 146H67V145H64V147H65ZM77 146H78V143H77L76 147H77ZM111 146H112V145H111ZM120 146H121V145H120ZM120 146H119V147H120ZM132 146H133V145H132ZM245 146H247L246 143H245ZM29 147H30V145H29ZM52 147H53V145H52ZM211 147H212V146H211ZM229 147H230V146H229ZM240 147H242V145H240ZM26 148H27V147H26ZM31 148H32V146H31ZM33 148H34V147H33ZM33 148H32V149H33ZM56 148H58V147H56ZM56 148H55V149H56ZM61 148H62V147H61ZM217 148H220V147L217 146ZM222 148H223V149L225 148L224 145L221 146V149H220V150H222ZM1 149H2V148H1ZM1 149H0V150H1ZM28 149H29V148H28ZM28 149H27V151H28ZM32 149H31V150H32ZM35 149H36V148H35ZM37 149H38V148H37ZM70 149H71V148H70ZM210 149H211V148H210ZM227 149H228V148H227ZM17 150H19V149H17ZM23 150H24V149H23ZM72 150H74V148H72ZM75 150H76V149H75ZM101 150H102V149H101ZM154 150L156 151V150H158V148H157V149L154 148ZM53 151H56V150H53ZM58 151H59V150H58ZM58 151H57V152H58ZM65 151H66V149H65ZM103 151H104V150H103ZM230 151H231V150H230ZM242 151H245V150H242V149H241L239 152H242ZM32 152H33V151H32ZM62 152H63V151H61L60 153H62ZM77 152H78V151H77ZM206 152H207V150H206ZM211 152H215V151L211 150ZM225 152H227V151L225 150ZM232 152H233V151H232ZM234 152H235V148H234ZM19 153H20V152H19ZM21 153H22V152H21ZM58 153H59V152H58ZM209 153H210V152H209ZM220 153H221V151H220ZM228 153H229V152H227V154H228ZM242 153H243V158H246V157H244V152H242ZM17 154H18V153H17ZM26 154H27V153H26ZM26 154H25V155H26ZM77 154L79 155V153H77ZM99 154H101V153H99ZM124 154H125V152H124ZM227 154H226V155H227ZM235 154H236V153H235ZM247 154H248V152H247ZM249 154H250V153H249ZM3 155H4V154H3ZM31 155H32V153H31ZM31 155H30V158H32V161H33V159H34V158L32 157L33 155H32V156H31ZM158 155H159V154H158ZM205 155L207 156V154H205ZM209 155H210V154H209ZM220 155H221V154H220ZM229 155H230V154H229ZM232 155H233V153H232ZM238 155L240 156V154H238ZM241 155H242V154H241ZM97 156H98V155H97ZM101 156H102V155H101ZM235 156H236V155H235ZM248 156H249V155H248ZM251 156H252V155H251ZM254 156H255V155H254ZM3 157H4V156H3ZM5 157H6V156H5ZM58 157H59V154H58ZM108 157H109V156H108ZM108 157H106V158H108ZM224 157H225V156H224ZM237 157H238V156H237ZM237 157H236V158H237ZM252 157H253V156H252ZM258 157H259V156H258ZM74 158H75V157H74ZM250 158H251V157H250ZM10 159H11V158H10ZM10 159H8V160H10ZM142 159H143V158H141V162H143ZM225 159H226V158H225ZM228 159H231V158L228 157ZM228 159L225 161V162H227V163H225V164H229V163H228ZM233 159H235V158H232V160H233ZM246 159H247V158H246ZM251 159H252V158H251ZM3 160H4V159H3ZM13 160H14V159H13ZM102 160H103V159H102ZM159 160H160V159H159ZM197 160H198V159H197ZM197 160H196V161H197ZM207 160H209V159L207 158ZM232 160H231V161H232ZM237 160H238V159H237ZM239 160H240V159H239ZM248 160H249V159H248ZM252 160H253V159H252ZM11 161H12V160H11ZM14 161H15V160H14ZM128 161H129V160H128ZM153 161H154V163L156 162L154 159H153ZM243 161H244V160H243ZM261 161H262V158H261ZM4 162H5V161H4ZM145 162H146V161H145ZM198 162H199V161H198ZM207 162H208V161H207ZM239 162H240V161H239ZM241 162H242V161H241ZM246 162H247V160H245V163H246ZM251 162H253V161H251ZM257 162H258V164H259V161H257ZM1 163H2V165H3V162H2V161H0V164H1ZM10 163H11V162H10ZM104 163H105V162H104ZM131 163L133 164L134 162H131ZM152 163H153V162H152ZM152 163H151V164H152ZM195 163H196V162H195ZM200 163H201V162H200ZM200 163H199V164H200ZM4 164H5V163H4ZM82 164H83V163H82ZM138 164H140V161H139ZM144 164H145V163L143 162V165H144ZM156 164H157V162H156ZM156 164H155V165H156ZM158 164H159V161H158ZM193 164H194V160H193ZM211 164H212V163H211ZM240 164L242 165V163H240ZM78 165L81 166L80 164H78ZM143 165H142V166H143ZM147 165H148V164H147ZM153 165H154V164H153ZM153 165H152V167H153ZM200 165H201V164H200ZM213 165H214V164H213ZM237 165H238V164H237ZM241 165H240V166H241ZM256 165H257V164H256ZM105 166H106V165H105ZM135 166H136V165H135ZM140 166H141V165H140ZM142 166H141L140 168H142ZM211 166H212V165H211ZM258 166H259V165H258ZM98 167H100V166H98ZM147 167L151 169V167H149V166H147ZM194 167H195V166H194ZM202 167H203V166H202ZM246 167H248V166L246 165ZM249 167H250V166H249ZM256 167H257V166H256ZM261 167H262V166H261ZM261 167H260V168H261ZM117 168H118V167H117ZM136 168H137V167H136ZM148 168H147V169H148ZM190 168H191V167H190ZM197 168H198V167H197ZM203 168H204V167H203ZM229 168H230V167H229ZM252 168H253V167H252ZM258 168H259V167H258ZM44 169H45V168H44ZM81 169H82V168H81ZM81 169H80V170H81ZM98 169H99V168H98ZM150 169H149V171H150ZM152 169H153V168H152ZM156 169H157V165H156ZM209 169H210V168H209ZM209 169H208V170H209ZM239 169H240V168H239ZM243 169H244V168H243ZM246 169H247V168H246ZM261 169L263 170V168H261ZM261 169L259 170L260 172H261ZM24 170H26V169H24ZM24 170H23V171H24ZM32 170H33V169H32ZM32 170H31V171H32ZM45 170H46V169H45ZM193 170H194V169H193ZM203 170H204V169H203ZM249 170L251 171V167L249 168ZM0 171H1V170H0ZM135 171H136V170H135ZM146 171H148V170H146ZM154 171H155V170H154ZM158 171H159V170H158ZM158 171H157V174H158ZM209 171H210V170H209ZM35 172H37V171L35 170ZM82 172H83V171H82ZM87 172H88V171H87ZM138 172H139V171L137 170V173H138ZM151 172H152V171H150V172H148V173H151ZM160 172H161V171H160ZM239 172H240V174H241V173H243V174H247V170H246V172H242V170L239 171ZM255 172H256V171H255ZM262 172H263V171H262ZM262 172H261V173H262ZM23 173H24V172H23ZM85 173H86V172H85ZM91 173H92V172H91ZM96 173H97V172H96ZM99 173H100V172H99ZM99 173H98V174H99ZM114 173H115V172H114ZM121 173H122V172H121ZM121 173H120V174H121ZM161 173H162V172H161ZM161 173L159 174V175H160V178H161ZM186 173H189V172H187V170H186ZM186 173H185V174H186ZM207 173H208V172H207ZM250 173H253V172H250ZM0 174H1V172H0ZM87 174H88V173H87ZM151 174H152V173H151ZM204 174H205V173H204ZM236 174H237V173H236ZM15 175H16V174H15ZM48 175H49V174H48ZM94 175H96V174H94ZM138 175H139V173H138ZM183 175H184V174H183ZM255 175H258V172L255 173ZM262 175H264V174L262 173ZM262 175H260V176H262ZM21 176H22V175H21ZM42 176H43V175H42ZM151 176H152V175H151ZM156 176H157V175H156ZM156 176H154V177H156ZM162 176H163V175H162ZM181 176H182V175H181ZM236 176H237V175H236ZM240 176H241V175H240ZM245 176H246V175H245ZM251 176H253V175L251 174ZM258 176H259V175H258ZM14 177H15V176H14ZM81 177H82V176H81ZM84 177H85V176H84ZM84 177H83V178H84ZM88 177H89V176H88ZM99 177H100V176H99ZM183 177H184V176H183ZM183 177H180V178L182 179ZM186 177H187V176H186ZM186 177H185V179H186ZM246 177H247V176H246ZM254 177H255V176H254ZM254 177H253V178H254ZM22 178H23V176H22ZM22 178H21V179H22ZM35 178H36V177H35ZM43 178H44V177H43ZM145 178H146V177H145ZM149 178L152 179V177H149ZM180 178H179V181H180ZM247 178H248V177H247ZM247 178H246V179H247ZM258 178H259V177H258ZM260 178H261V177H260ZM18 179H19V178H18ZM18 179H17V180H18ZM87 179H88V178H87ZM87 179H86V180H87ZM185 179L183 178V181H184ZM239 179H240V178H239ZM250 179H251V178H250ZM25 180H26V177H25ZM159 180H161V179H159ZM237 180H238V179H237ZM247 180H248V179H247ZM252 180H253V179H252ZM258 180L261 181L262 179H258ZM258 180H256V183H257ZM27 181H28V180H27ZM84 181H85V180H84ZM88 181H89V180H88ZM151 181H152V180H151ZM161 181H162V180H161ZM181 181H182V180H181ZM185 181H186V180H185ZM185 181L183 182L184 184H186ZM238 181H239V180H238ZM240 181H241V180H240ZM250 181H251V180H249V182H250ZM35 182H36V181H35ZM35 182L33 181V183H35ZM95 182H96V181H95ZM241 182H242V181H241ZM251 182H252V181H251ZM258 182H259V181H258ZM261 182H262V181H261ZM261 182H260V184H262ZM263 182H264V180H263ZM27 183H28V182H27ZM33 183H31V184H33ZM40 183H41V181H40ZM85 183H86V182H85ZM92 183H93V182H92ZM154 183H155V181H154ZM154 183H153V184H154ZM238 183H239V182H238ZM256 183H255L254 185H256ZM22 184H23V183H22ZM150 184H151V183H149V185H150ZM157 184H158V183H157ZM160 184H161V183H160ZM162 184H163V183H162ZM250 184H251V183H250ZM33 185H34V184H33ZM33 185H32V186H33ZM181 185H182V182H181ZM235 185H236V184H235ZM262 185H263V184H262ZM68 186H69V188H70V185H68ZM97 186H98V185H97ZM190 186H191V185H190ZM258 186H259V185H258ZM263 186H264V185H263ZM35 187H36V186H35ZM169 187L171 188V185H170ZM173 187H174V186H173ZM180 187H181V186H180ZM185 187H187V185H186ZM27 188H28V187H27ZM93 188H95V186H94ZM262 188H263V187H262ZM28 189H29V188H28ZM33 189H35V188H33ZM174 189H175V188H174ZM174 189H173V190H174ZM186 189H187V188H185L184 190H186ZM194 189H195V188H194ZM35 190H36V189H35ZM63 190H64V189H63ZM184 190H183V191H184ZM28 191H29V190H28ZM188 192H189V191H188ZM193 192H194V191H193ZM193 192H191V194H193ZM32 194H33V193H32ZM34 194H35V193H34ZM247 194H248V193H247ZM185 195H186V193H185ZM30 196H31V195H30ZM186 196H188V193H187ZM194 196H195V195H194ZM196 197H197V196H196ZM31 198H32V196H31ZM183 198H185V196H183ZM188 198H189V197H188ZM28 199H29V196H28ZM194 199H195V198H194ZM249 199H250V198H249ZM30 200L32 201V199H30ZM188 200H190V199H188ZM183 201H184V199H183ZM186 201H187V200H186ZM196 201H197V200H196ZM25 203H26V201H25ZM73 203H75V201H73ZM190 203H191V201H190ZM192 203H193V199H192ZM194 203H195V201H194ZM197 203H198V201H197ZM247 203H248V200H247ZM26 204H28V203H26ZM76 204H77V203H75V205H76ZM22 205H23V204H22ZM18 206H19V205H18ZM28 206H29V205H28ZM72 206H73V205H72ZM76 206H77V205H76ZM235 206H236V204H235ZM238 206H239V205H238ZM254 206H255V204H254ZM258 206H259V205H258ZM19 207H20V206H19ZM22 207H23V206H22ZM239 207H240V206H239ZM247 207H248V206H247ZM250 207H252V206L250 205ZM76 208H77V207H76ZM154 208H156V207H154ZM255 208H256V207H255ZM22 209H23V208H21L20 210H22ZM25 209H26V208H25ZM82 209H84V208H82ZM235 209H236V208H235ZM241 209H242V208H241ZM243 209H244V208H243ZM245 209H246V208H245ZM17 210H18V209H17ZM20 210H19V212H20ZM28 210H29V209H28ZM255 210H256V209H255ZM11 211H12V210H11ZM74 211H75V210L73 209V212H74ZM152 211H153V210H152ZM239 211H240V210H239ZM246 211H247V210H246ZM262 211H263L262 213H264V210H262ZM27 212H28V211H27ZM236 212H237V211H236ZM257 212H258V210H257ZM28 213H29V212H28ZM233 213H234V212H233ZM233 213H232V214H233ZM238 213H240V212H238ZM245 213H246V212H244V215H246ZM248 213H249V211H248ZM253 213H254V212H253ZM259 213H260V212H259ZM16 214H17V213H16ZM150 214H151V213H150ZM249 214H251V213H249ZM28 215H29V214H28ZM257 215H258V213H257ZM260 215H261V213H260ZM253 216H254V215H253ZM14 217H15V216H14ZM28 217H29V216H28ZM251 217H252V216H251ZM251 217H250V218H251ZM263 217H264V216H263ZM19 218H20V217H19ZM248 218H249V217H248ZM256 218H257V217H256ZM101 219H102V218H100V220H101ZM252 219H253V218H252ZM252 219H251V220H252ZM257 219H258V218H257ZM32 220H33V217H32ZM105 220H106V219H105ZM153 220H154V219H153ZM253 220H254L253 222H255V218H254ZM261 220H262V217H261ZM14 221H15V220H14ZM101 221H102V220H101ZM151 221H152V220H151ZM156 222H157V220H156ZM256 222H257V221H256ZM261 222H262V221H261ZM263 222H264V221H263ZM256 224H257V223H256ZM28 225H29V224H28ZM145 225H146V224H145ZM257 225H258V224H257ZM263 225H264V224H263ZM30 226H31V225H30ZM143 226H144V225H143ZM147 226H148V225H147ZM149 226H150V225H149ZM259 226H260V225H259ZM144 227H146V226H144ZM18 228H19V227H18ZM18 228H16V230H17ZM24 228H26V227H24ZM147 228H148V227H147ZM149 228H152V227H149ZM158 228H159V227H158ZM261 228H264V227H261V226H260V229H261ZM142 230H143V229H142ZM262 230H264V229H262ZM143 231H144V230H143ZM106 232H107V231H106ZM255 232H257L256 234L259 233L258 230L255 231ZM149 233H150V232H149ZM152 233H153V232H152ZM165 233H166V232H165ZM165 233H164V234H165ZM11 234H12V232H11ZM141 234H142V232H141ZM143 234H144V233H143ZM256 234H255V235H256ZM145 235H146V234H145ZM145 235H142V238H144ZM149 235H150V234H149ZM149 235H148V237H149ZM16 236H17V235H16ZM18 236H19V235H18ZM31 236H32V235H31ZM143 236H144V237H143ZM25 237H26V236H25ZM112 237H113V236H112ZM148 237H147V238H148ZM16 238H17V237H16ZM21 238H22V237H21ZM149 238H150V237H149ZM144 239H145V238H144ZM14 241H15V240H14ZM122 241H123V240H122ZM10 242H11V241H10ZM146 242H147V241H146ZM257 242L259 243V240H258ZM147 243H148V242H147ZM261 243H262V241H261ZM16 244H17V242H16ZM146 245H147V244H146ZM122 248H123V247H122ZM263 249H264V248H263ZM261 252H262V251H261Z\"/></svg>",
	"mask_w": 264,
	"mask_h": 264
}]
</instances>
